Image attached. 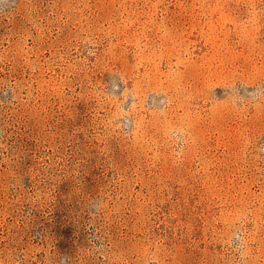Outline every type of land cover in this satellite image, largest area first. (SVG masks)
I'll return each instance as SVG.
<instances>
[{"label": "rangeland", "instance_id": "374dc122", "mask_svg": "<svg viewBox=\"0 0 264 264\" xmlns=\"http://www.w3.org/2000/svg\"><path fill=\"white\" fill-rule=\"evenodd\" d=\"M0 264H264V0H0Z\"/></svg>", "mask_w": 264, "mask_h": 264}]
</instances>
